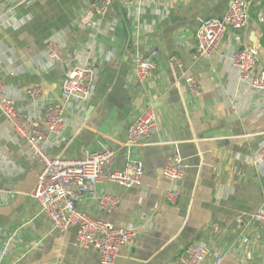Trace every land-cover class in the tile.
Instances as JSON below:
<instances>
[{
	"label": "crops",
	"instance_id": "1",
	"mask_svg": "<svg viewBox=\"0 0 264 264\" xmlns=\"http://www.w3.org/2000/svg\"><path fill=\"white\" fill-rule=\"evenodd\" d=\"M232 1L113 2L101 17L91 0H0V77L28 118L59 100L72 66L96 69L91 99L65 110L64 129L50 136L48 152L73 159L113 149L112 169L143 163L141 185L105 181L79 203L92 217L135 231L114 264H180L196 242L211 248L203 264L219 255L221 264H264V223L252 218L264 206V162L255 160L264 144V92L241 83L231 61L235 49L254 46L264 67V0H247V25L227 29L210 57L199 56L196 38L201 21L224 16ZM50 42L65 46L53 63ZM153 51L157 70L141 83L135 58ZM189 76L199 94L190 91ZM34 85L41 94L31 100L27 91ZM149 105L157 129L128 147L127 129ZM177 148L184 178L173 183L162 169ZM41 167L0 112V264H99L96 250L79 245L75 227L55 230L33 199ZM170 188L180 192L176 203L165 199ZM105 194L118 200L111 211L100 206Z\"/></svg>",
	"mask_w": 264,
	"mask_h": 264
},
{
	"label": "built area",
	"instance_id": "2",
	"mask_svg": "<svg viewBox=\"0 0 264 264\" xmlns=\"http://www.w3.org/2000/svg\"><path fill=\"white\" fill-rule=\"evenodd\" d=\"M95 12L104 17L113 2L121 5H133L140 0H91ZM250 8L247 0H233L224 16L207 17L197 29L196 38L198 53L201 57H210L221 45L227 29H243L248 22ZM64 45L50 42L48 59L50 62L61 60ZM145 58L138 55L134 62V75L137 81L143 83L150 80L157 70V62L153 57ZM259 50L250 46L235 49L231 61L238 69L241 83L259 93L264 92V67H258ZM177 61L180 63L179 59ZM96 69L92 63L76 64L66 73L58 101L45 105L41 115L28 118L17 106L13 97L7 94V85L0 77V112L12 124L15 132L26 138L29 151L41 162L38 182L32 197L41 206V211L53 222L54 229L67 231L76 228V238L81 247L92 248L99 253V264H114L122 247L129 245L135 239V231L131 228L115 226L113 223L92 217L79 208L86 195L105 181H114L126 186H139L143 182V163L129 162L121 170L112 169L117 152L105 149L93 152L83 158L53 157L47 150V142L51 135H60L65 126V110L72 102L84 103L91 99ZM190 91L199 94L201 91L198 81L193 77L187 78ZM31 100L40 97L41 87L34 85L28 89ZM157 129V113L152 105L147 106L137 121L127 129L126 145L135 147L147 140ZM255 160L264 162V144L258 149ZM163 177L173 183L184 178L183 158L179 149L168 155L162 169ZM180 192L170 188L165 192V199L176 203ZM100 206L111 211L118 200L111 195H103ZM256 222L264 223V206H261L252 217ZM211 255V248L196 242L188 246L179 257L180 264H203ZM222 256H217L214 264H221Z\"/></svg>",
	"mask_w": 264,
	"mask_h": 264
},
{
	"label": "water",
	"instance_id": "3",
	"mask_svg": "<svg viewBox=\"0 0 264 264\" xmlns=\"http://www.w3.org/2000/svg\"><path fill=\"white\" fill-rule=\"evenodd\" d=\"M263 183H264V179H263Z\"/></svg>",
	"mask_w": 264,
	"mask_h": 264
}]
</instances>
